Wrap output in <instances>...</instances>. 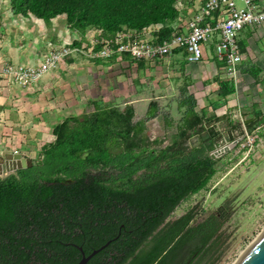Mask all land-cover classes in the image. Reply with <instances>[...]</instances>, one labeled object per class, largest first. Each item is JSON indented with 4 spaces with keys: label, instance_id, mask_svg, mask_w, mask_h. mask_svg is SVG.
Segmentation results:
<instances>
[{
    "label": "trees",
    "instance_id": "1",
    "mask_svg": "<svg viewBox=\"0 0 264 264\" xmlns=\"http://www.w3.org/2000/svg\"><path fill=\"white\" fill-rule=\"evenodd\" d=\"M7 1L12 14L44 23L63 15L66 27L79 34L93 27L110 36L122 26L158 24L162 39L177 15L176 0ZM240 71L256 78L259 70ZM218 85L222 95L233 92L231 85ZM179 92L177 132L163 147L144 136V121L155 116L151 102L144 118L132 121L129 105L87 100L89 111L56 123L54 139L40 148L37 160L0 177V264H76L73 244L88 254L107 240L85 264H191L195 258L198 263L228 212L223 204L196 222L192 209L165 221L181 200L206 185L217 163L209 154L216 132L193 110L192 95L184 87ZM255 114L264 121V114ZM251 126L252 121L246 124ZM202 132L206 136L197 145H185Z\"/></svg>",
    "mask_w": 264,
    "mask_h": 264
},
{
    "label": "rangeland",
    "instance_id": "2",
    "mask_svg": "<svg viewBox=\"0 0 264 264\" xmlns=\"http://www.w3.org/2000/svg\"><path fill=\"white\" fill-rule=\"evenodd\" d=\"M193 2L194 0H176L174 6L179 3L178 8H187ZM7 4V0H0V9H6ZM235 4L240 7V0H235ZM93 29L90 27L88 30ZM238 38L241 58L236 67L237 72L234 79L225 81L227 86L233 87L234 94L227 103L225 99L220 102L221 105L224 103V107L218 108L217 114L210 111L206 113L209 116L205 123L211 125L218 136L215 146L209 151V154L217 158L215 172L202 189L181 200L165 219L172 220L192 209L193 220L196 222L226 204L225 212H228V217L222 222L210 250L198 263H195V258L191 264H231L264 227V121H258L259 116L255 114H264V32L258 28L246 29ZM203 52L210 55L208 47L203 48ZM71 57H75V66L58 69L57 65V68L50 71L64 70L65 79L73 77V92L77 93L76 99L79 102L86 104L89 96L118 108L132 102L135 105L136 102L138 105L135 106V113L139 117V103L146 100L158 101L165 115L166 126L162 125L160 119L151 120L145 126L144 136L148 140L159 139V147L174 140L181 116V111L175 108V91L188 80L183 74V60L177 67L168 63L164 67L160 61L155 62V66L145 64L137 68L131 60L123 58L94 61L79 54ZM251 65L260 69L255 81L240 72L243 67ZM251 121L252 126L248 130L246 124ZM22 132L23 130L17 131L18 137L14 141H17ZM199 136L204 137L206 133L202 132L186 140L185 145L194 146ZM31 139V136L22 137L19 142L25 146L31 145L27 141ZM11 140L13 138H8L9 143ZM149 147L155 146L150 144ZM11 156L6 153L1 155L0 177L9 174L4 170L3 159L9 161Z\"/></svg>",
    "mask_w": 264,
    "mask_h": 264
},
{
    "label": "crops",
    "instance_id": "3",
    "mask_svg": "<svg viewBox=\"0 0 264 264\" xmlns=\"http://www.w3.org/2000/svg\"><path fill=\"white\" fill-rule=\"evenodd\" d=\"M199 1L194 0L192 6L187 8H178L180 4L177 3L178 6H174L177 12L176 18L173 22L166 25V27L173 29L186 23L198 6ZM152 26L157 28V30L161 28V25L158 24ZM261 26L258 29L264 32V25ZM91 33L92 30H86L82 34L69 30L66 27L63 15L56 16L48 23H44L32 15H28L27 17L14 15L10 12L7 4L6 9H0V66L9 62L21 65L34 64L40 59L46 47L52 44L60 45L68 43L77 46L85 40V36H89ZM205 52L203 53V58L197 63H188L180 55H173L166 62L165 60H160L164 67L167 63L168 65L177 67L182 60L184 61L182 64L183 74L187 76L188 80L185 85L176 88L175 93H177V98L175 108L179 111L183 110L182 107L177 105V101L181 98L179 90L184 87L186 94L192 95L195 100L193 110L204 118L209 116V114H206L207 111L217 114V109H223L224 107V103L221 105L220 102H224L225 99V103H227L234 94L232 92L222 95L218 82L225 83L227 79L222 77L220 65L213 58L211 51L209 56ZM74 59L75 57L66 56L63 60L59 61L60 63H57L58 69H62V67L69 69L70 66H75ZM123 60L126 59L123 58ZM160 61L139 62H141L142 66L145 64L155 66V62L159 63ZM246 67L248 66L243 68ZM255 68L260 71L258 67ZM64 72V70L48 71L37 82L25 88L11 86L6 82L0 81V157L5 153L8 155L18 153L20 156L31 161L38 159L40 148L54 139L51 130L56 123L67 115H77L91 109L89 105L76 99L77 93L73 92L74 87L72 83L74 79L73 77L70 79L69 76L67 77L68 79H65L66 74ZM250 78L253 81L256 80V78ZM76 87L77 89L79 88L77 84ZM87 99L96 100L91 96ZM149 102L155 105V116L144 121V126H147V123L154 119L155 121L160 119L162 125L166 126L165 115L158 101L146 100L139 103V117H136L135 113V106L138 105L136 102L135 105L134 102L124 105L131 106L133 111L132 121H136L144 118ZM215 105L216 107H214ZM18 130H23V132L19 134V138L16 139L17 141H14L18 137ZM25 130L27 131L25 132ZM30 136L33 139L27 141L31 145L25 146L19 142L22 137L26 138ZM194 137L196 135L192 134L187 140ZM8 138H13L11 143L8 142ZM197 140L199 142L198 138Z\"/></svg>",
    "mask_w": 264,
    "mask_h": 264
},
{
    "label": "built area",
    "instance_id": "4",
    "mask_svg": "<svg viewBox=\"0 0 264 264\" xmlns=\"http://www.w3.org/2000/svg\"><path fill=\"white\" fill-rule=\"evenodd\" d=\"M240 3L237 7L235 0H200L186 23L173 28L162 39L153 26L138 30L122 26L110 36L93 29L77 46L68 43L46 47L34 64L4 63L0 66V81L20 88L28 87L66 56L78 54L87 60L112 57L117 60L126 55L134 64L164 61L180 55L188 63H197L203 58L206 47L220 64L222 77L234 79L241 58L240 32L264 24V0H240Z\"/></svg>",
    "mask_w": 264,
    "mask_h": 264
},
{
    "label": "water",
    "instance_id": "5",
    "mask_svg": "<svg viewBox=\"0 0 264 264\" xmlns=\"http://www.w3.org/2000/svg\"><path fill=\"white\" fill-rule=\"evenodd\" d=\"M215 157L213 154H211ZM4 170L6 173H13L19 168H25L31 164V160H28L18 153H14L11 156V160L4 161ZM109 240L105 241L103 244L97 248L90 250L88 254H85L80 246L73 244V246L79 252V259L76 264H85L87 260L105 247ZM231 264H264V227L261 231L247 244V246L242 250L238 257Z\"/></svg>",
    "mask_w": 264,
    "mask_h": 264
},
{
    "label": "bare ground",
    "instance_id": "6",
    "mask_svg": "<svg viewBox=\"0 0 264 264\" xmlns=\"http://www.w3.org/2000/svg\"><path fill=\"white\" fill-rule=\"evenodd\" d=\"M218 151H219V152L221 151L220 148L218 149ZM218 151H217V152H218Z\"/></svg>",
    "mask_w": 264,
    "mask_h": 264
}]
</instances>
